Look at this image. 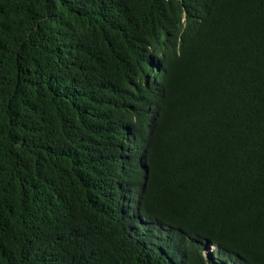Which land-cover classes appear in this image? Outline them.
Listing matches in <instances>:
<instances>
[{"label": "trees", "instance_id": "trees-1", "mask_svg": "<svg viewBox=\"0 0 264 264\" xmlns=\"http://www.w3.org/2000/svg\"><path fill=\"white\" fill-rule=\"evenodd\" d=\"M0 264H264V0H0Z\"/></svg>", "mask_w": 264, "mask_h": 264}, {"label": "clouds", "instance_id": "clouds-1", "mask_svg": "<svg viewBox=\"0 0 264 264\" xmlns=\"http://www.w3.org/2000/svg\"><path fill=\"white\" fill-rule=\"evenodd\" d=\"M141 221L144 222L145 220L142 219ZM213 250H215V247H212V249H210L211 252H212Z\"/></svg>", "mask_w": 264, "mask_h": 264}, {"label": "bare ground", "instance_id": "bare-ground-1", "mask_svg": "<svg viewBox=\"0 0 264 264\" xmlns=\"http://www.w3.org/2000/svg\"><path fill=\"white\" fill-rule=\"evenodd\" d=\"M193 242V241H192ZM163 256V255H162Z\"/></svg>", "mask_w": 264, "mask_h": 264}, {"label": "rangeland", "instance_id": "rangeland-1", "mask_svg": "<svg viewBox=\"0 0 264 264\" xmlns=\"http://www.w3.org/2000/svg\"><path fill=\"white\" fill-rule=\"evenodd\" d=\"M211 252V251H210Z\"/></svg>", "mask_w": 264, "mask_h": 264}]
</instances>
